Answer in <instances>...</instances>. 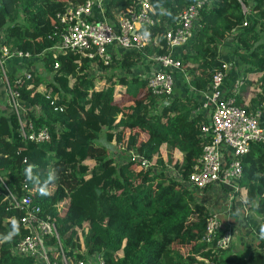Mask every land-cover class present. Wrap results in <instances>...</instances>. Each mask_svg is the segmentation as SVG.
Wrapping results in <instances>:
<instances>
[{
	"label": "trees",
	"instance_id": "trees-1",
	"mask_svg": "<svg viewBox=\"0 0 264 264\" xmlns=\"http://www.w3.org/2000/svg\"><path fill=\"white\" fill-rule=\"evenodd\" d=\"M81 1L0 0V41L40 58L42 65L30 69L31 77L23 76L20 83L10 73L9 79L20 100L39 107V115H32L35 125L45 124L50 131L45 141L27 140L19 132L16 115L0 107V264H42L12 252L27 231L19 212L6 208V188L33 195L41 214L55 223L73 260L97 252L103 264H264V141L251 143L242 157L237 191L249 209L255 208L254 203L261 206L258 219L244 216L258 243L245 256L231 246L216 248L204 239L207 205L163 169L174 163L184 177L189 175L208 142L201 134L207 112L190 95L152 93L144 77H119L127 95L121 101L114 99V72L91 74V59L74 51L53 57L50 48L60 37L56 13ZM195 1L150 0L157 21L145 29L151 38L158 34L157 45L125 51L121 60L99 65L130 71L145 54L167 52L163 37L167 23ZM130 2L109 1L108 14ZM245 5H250L247 14ZM200 15L202 26L190 41L191 51L176 56L188 86L199 91L209 88L223 62L220 44L246 17L248 24L232 33L237 43L232 51L245 76L236 105L252 114L263 110L264 0H206ZM226 79L224 84L230 87ZM120 142L126 153L123 161L109 149ZM41 188L48 194L42 195Z\"/></svg>",
	"mask_w": 264,
	"mask_h": 264
},
{
	"label": "built area",
	"instance_id": "built-area-1",
	"mask_svg": "<svg viewBox=\"0 0 264 264\" xmlns=\"http://www.w3.org/2000/svg\"><path fill=\"white\" fill-rule=\"evenodd\" d=\"M109 1L111 0H82L69 3L64 10L57 12L60 37L50 48L53 57L62 52L74 51L91 59L92 66L95 63L109 65L113 59L121 60L125 51L141 50L150 43L157 45L158 34L151 38L145 29L146 26L155 25L157 21L153 16L154 8L150 0H131L125 8H113L111 14L107 10ZM205 2L206 0H196L182 8L172 23H167L163 32L167 52L145 54L148 66L144 70L140 64V74L146 79V85L152 93L171 96L174 72L182 71L180 60L172 51L195 37L196 31L202 26L200 10ZM247 24L245 17L241 25L233 28L232 33H237ZM9 57L30 59L33 55L21 49H10L0 41V79L12 112L16 115L21 136L31 141H45L50 137L49 128L45 124L36 126L33 117L24 112L19 92L9 79L6 68ZM229 68L230 63L223 61L213 74L209 88L202 91L200 109L207 112L208 121L202 125L201 134L208 138V142L197 157L192 171L184 177L174 163H167L163 168L167 175L193 192H209L212 187L223 190L226 187L238 193V179L242 173L241 159L248 152L251 143L264 141V127L259 122L260 110L252 114L236 105V95L245 76L239 75L230 87L224 84ZM125 74L126 69L123 67L120 72L111 76L114 88L119 75L126 76ZM23 76L30 78L31 70L13 75L16 83H20ZM132 157L140 159L141 165H147L146 160L139 155L134 154ZM5 198L8 201L6 208L19 212L21 225L27 231L13 246L14 254L30 255L42 264L104 263L102 255L97 252L73 260L62 245L55 223L48 215L41 214L40 206L33 200L32 194L13 193L6 188ZM10 219L13 220L14 215ZM236 238L237 230L231 225H224L218 214L210 211L205 224L206 242H214L216 248H227L234 244ZM80 250L86 251L84 243Z\"/></svg>",
	"mask_w": 264,
	"mask_h": 264
},
{
	"label": "crops",
	"instance_id": "crops-1",
	"mask_svg": "<svg viewBox=\"0 0 264 264\" xmlns=\"http://www.w3.org/2000/svg\"><path fill=\"white\" fill-rule=\"evenodd\" d=\"M244 7H245L244 11L246 14L249 13V11H251L250 5H245ZM232 36H233L232 33L230 35L226 36V38L222 41V43L219 46L220 58L223 61H228L230 63V68L227 72V77H226L227 78L226 79L227 84H229V83L231 84L236 77L241 75L242 74V68H243L241 61L236 56V54L232 51L233 48L235 47V44H237L235 41V38H233ZM190 41L175 47L172 51L174 56H178L180 53H185V52L191 51L192 48H191ZM33 57H34V60H33V62H31L30 59H32ZM33 57L30 59L21 58V57H9L6 60V68L8 70V73L15 75L17 73H21V72H24V71H27V70H30L33 68H39V63H41V59L38 57H35V56H33ZM140 64L143 65L142 68L144 70L147 69L148 63H146L145 59H143L137 65L132 66L130 71L126 70L125 75L128 78L142 77V75L140 74L141 68H139ZM118 71L120 72V68H118L117 66H110V67L106 68V67L100 65V68L96 69L94 64H93V66L91 68V74L96 75V76L97 75L99 76V75H102L105 73L108 74L111 72L116 73ZM256 76L257 75H253L254 80L257 79ZM119 77H121V76L119 75ZM119 77H118V79H119ZM124 88H125V86H123L122 83L117 82V84L115 85V88H114V99L117 98V100L121 101L125 98V95H127V94L124 92ZM239 90H240V88H239ZM172 94L177 95V96L190 95L193 98L197 99L198 101H201L203 99V92L189 87L187 82H186V75H184V73L182 71H175L174 72V85H173ZM245 96H248L247 92L245 93ZM21 103L23 104L24 112L28 116H32V115L38 116L39 115L40 110H39L38 106H30V104L23 102L22 100H21ZM0 107H1L2 111L5 113H11L12 112V107L9 103V99H8L7 93L5 91V88H4V85H3V82L1 79H0ZM259 122L264 127V109L260 110ZM219 190H220V188L212 187L210 191L217 192ZM212 203H214V202L212 201ZM209 210L216 212L224 225L239 226V221H241V218H238V216L233 215L230 212V210L225 208V206L220 207V205H213L212 209H210V207H209ZM247 210L248 209H245L243 211L244 212L243 216L246 214ZM240 224L245 225V223H240ZM231 247H232V245H231ZM233 248H234V246H233ZM236 249H238V248H236Z\"/></svg>",
	"mask_w": 264,
	"mask_h": 264
},
{
	"label": "rangeland",
	"instance_id": "rangeland-1",
	"mask_svg": "<svg viewBox=\"0 0 264 264\" xmlns=\"http://www.w3.org/2000/svg\"><path fill=\"white\" fill-rule=\"evenodd\" d=\"M94 66L96 69L100 68V65L98 63H95ZM39 67H41V63H39ZM133 86L134 85H131V87ZM124 148L125 147L122 145L121 142L119 144L109 145V149L112 155H114L118 161H123L126 159V153ZM171 153L174 154L175 152L172 151ZM109 172L110 171L106 172L103 176L97 179L95 188L103 181L104 177L108 176ZM222 189L223 190L220 189L217 192L197 191L195 192V197L199 202L205 203L208 208L210 207V209H212L213 205H220V207L225 206V208H229L230 212L233 215L238 216V218H241V221H239V226H233L237 230V238L234 241V244L232 245L231 249L236 250L241 255L245 256L248 249L258 243V238L244 221L245 217L243 216V211L244 209H248L246 216H248L250 219H258L262 214L261 206L258 203H254L255 208L249 209V206L243 194L236 192L234 193L232 189L226 187ZM212 201L214 203H212ZM240 223H245V225ZM261 251L264 254V248H262Z\"/></svg>",
	"mask_w": 264,
	"mask_h": 264
},
{
	"label": "clouds",
	"instance_id": "clouds-1",
	"mask_svg": "<svg viewBox=\"0 0 264 264\" xmlns=\"http://www.w3.org/2000/svg\"><path fill=\"white\" fill-rule=\"evenodd\" d=\"M26 172H27L28 178L31 179V178H32V175H31V173H32L31 166H29V168L26 170ZM40 191H41V194H42V195H47V194H48V193L45 191V189H43V188H41ZM194 194H195V192H194Z\"/></svg>",
	"mask_w": 264,
	"mask_h": 264
}]
</instances>
